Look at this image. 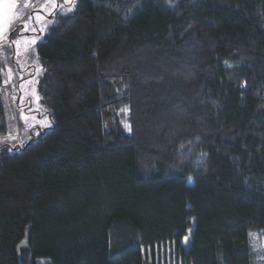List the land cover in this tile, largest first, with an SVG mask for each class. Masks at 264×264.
I'll return each instance as SVG.
<instances>
[{
    "label": "trees",
    "instance_id": "obj_1",
    "mask_svg": "<svg viewBox=\"0 0 264 264\" xmlns=\"http://www.w3.org/2000/svg\"><path fill=\"white\" fill-rule=\"evenodd\" d=\"M75 3L37 51L52 128L0 145V264H148L168 241L182 264H254L264 0ZM4 71L0 57V138ZM116 99L130 132L106 128Z\"/></svg>",
    "mask_w": 264,
    "mask_h": 264
},
{
    "label": "rangeland",
    "instance_id": "obj_2",
    "mask_svg": "<svg viewBox=\"0 0 264 264\" xmlns=\"http://www.w3.org/2000/svg\"><path fill=\"white\" fill-rule=\"evenodd\" d=\"M21 1V9L16 12L20 20L14 22L3 40H0V57L5 63L2 96L9 125L7 136L0 138V145L7 144L18 149L32 138H37L42 130H49L53 126L51 113L39 90L43 67L37 51L48 29L56 22L55 16L60 11L73 10L76 4L75 0H71V3L66 0H54V3L53 0ZM56 10L59 12L56 13ZM31 40H36V44L28 43ZM16 41L20 42L19 47ZM105 118L108 130L130 132L131 109L124 100L116 99L114 104H109L105 109ZM251 233L254 234L249 236L253 263L264 264V234L260 230ZM187 238L184 240L186 247L190 241V237ZM26 241L25 237L18 249L25 246ZM21 255L30 259L23 249ZM145 256L148 264H182L177 259L172 241L147 248ZM36 263L50 264V260L38 258Z\"/></svg>",
    "mask_w": 264,
    "mask_h": 264
},
{
    "label": "snow or ice",
    "instance_id": "obj_3",
    "mask_svg": "<svg viewBox=\"0 0 264 264\" xmlns=\"http://www.w3.org/2000/svg\"><path fill=\"white\" fill-rule=\"evenodd\" d=\"M8 3V14L0 13V40H3L5 33L10 31V25L14 22L15 19H18L15 9L17 7V0H0V3ZM67 3H71V0H66ZM54 3V0H53ZM25 29L27 28V25L24 26ZM17 47L20 46V42L16 41ZM28 43L36 44V40H31ZM25 119H28V117H25ZM249 235H254L252 233H249ZM185 240L188 238L185 237Z\"/></svg>",
    "mask_w": 264,
    "mask_h": 264
},
{
    "label": "crops",
    "instance_id": "obj_4",
    "mask_svg": "<svg viewBox=\"0 0 264 264\" xmlns=\"http://www.w3.org/2000/svg\"><path fill=\"white\" fill-rule=\"evenodd\" d=\"M21 2H22L21 0H17V7L15 9V12H17L18 9H21V6H22ZM0 13L8 14V3L7 2L0 3ZM19 20L20 19H15L14 22H18ZM14 22L12 24H14ZM11 25H10V28H11Z\"/></svg>",
    "mask_w": 264,
    "mask_h": 264
}]
</instances>
